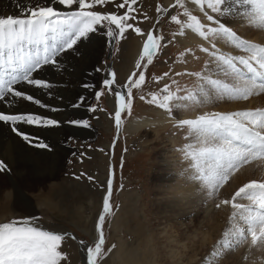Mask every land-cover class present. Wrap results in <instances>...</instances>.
<instances>
[{"label":"snow or ice","instance_id":"obj_1","mask_svg":"<svg viewBox=\"0 0 264 264\" xmlns=\"http://www.w3.org/2000/svg\"><path fill=\"white\" fill-rule=\"evenodd\" d=\"M138 0H36L34 6L20 14H0V104L8 103V108H0V124L20 137L24 142L41 149L49 145L39 138L25 133L20 125L37 127H58L60 121L35 113L20 112L12 107L18 102H32L40 107H48L40 99L27 94L22 85L37 89L52 90L54 85L48 79L38 78L45 68L62 74L66 69L61 59L67 51H77L76 45L90 34L103 32L108 42L115 45L125 38L127 31L145 37L142 52L135 63V71L127 76L126 82H117V73L109 71L100 82L102 87L93 91L97 102L107 93L113 97L114 122L119 131L123 121L122 114H130L135 93H141L146 84L145 72L153 64L154 57L173 41H165L164 35L155 29L147 32L136 26L137 11L134 5ZM203 13L202 20L187 6L188 0H174L168 7L156 6L160 22L161 14L170 18L178 26V32L185 36L186 30L208 42L210 47H200L209 56L201 71L175 72L176 77H195L192 86L182 87L170 69L160 76H153L156 82L171 79L164 83L157 92L146 97L139 95L141 101L154 105L167 112L169 116H179L184 110H195L206 105L210 100H248L253 95L264 93V45L242 38L229 26V21L241 20L246 26L264 30V0H190ZM76 10L60 11L54 5ZM113 4L115 11L94 10L96 6ZM124 9L122 14L119 10ZM171 10H175L172 14ZM211 13V14H210ZM144 19L148 17L145 14ZM241 50L243 55H233L217 47V42ZM189 48L180 53L177 61L184 63V57L191 54ZM103 71V68L95 69ZM173 85L175 88L173 89ZM84 88L96 86L84 83ZM135 90V93H134ZM87 102L86 97H79L80 107ZM50 111L59 109L50 108ZM90 105L89 111H96ZM65 123L89 127L86 119H70ZM175 126L187 128L186 138L189 143L180 151L184 159L190 161L192 171L190 179L198 182L209 197L218 195L220 189L243 166L255 160H264V108L237 110L230 112H205L195 118L176 119ZM103 151V149H101ZM8 163L0 158V173L10 172ZM114 169H110L106 180V194L102 198V211L95 224L98 237L92 244L80 240L84 252V264H100L108 253L115 248L113 244L105 251V233L103 226L106 216L113 214L110 199L113 192ZM79 178V177H78ZM90 181L93 177H87ZM238 198L249 203H239ZM231 205L229 227L214 246L212 256L219 258L226 251L232 250L251 238V244H264V180H251L232 195L217 203ZM38 217L27 216L0 222V264H61L66 254L61 250L63 241L69 234L43 228ZM71 239H76L74 236Z\"/></svg>","mask_w":264,"mask_h":264},{"label":"rangeland","instance_id":"obj_2","mask_svg":"<svg viewBox=\"0 0 264 264\" xmlns=\"http://www.w3.org/2000/svg\"><path fill=\"white\" fill-rule=\"evenodd\" d=\"M12 2L16 3V1ZM117 2H122V0H117ZM41 3H43V1H41ZM172 3H174V0H138L137 5H134L137 9L134 13L137 17L136 26L141 27L142 31L147 32L149 30H154L153 26L155 25V29L159 30V32L164 35L165 43L167 41L173 42L167 44V46L159 52L157 57H154L153 64L149 65L145 72L146 84L143 87V91L141 93H135L134 90L135 98L133 100L131 112L130 114H122L123 123L119 131L115 126L113 115H110L114 114V109L112 108L114 104L111 106L109 103L110 100L112 102L113 97L110 96L111 98H109V95L105 93L100 101L97 102L93 96V91L99 90V88L102 87L100 82L109 71H115L117 73V82L119 84L126 82L127 76L130 75L132 71L136 70L134 65L142 52L143 40L145 37L137 35L134 31L129 30L126 32L124 39L119 40L118 43L113 45L108 42L103 32L97 31L95 34L98 33L102 36V41L100 43L102 45L100 50L98 49L99 54L95 55V62L91 67V72H93L90 76L91 78L89 77L85 82L95 85L96 88H83L82 85L84 83H82L80 88L84 91L80 92V95L78 94L77 97H72L73 99L70 97V101L64 99V97L62 98V96L59 99L56 98L57 102L64 100L65 102H68L67 105L69 106L68 108L62 107L59 109L60 113H58V115H55L53 113L54 111L49 110L52 107L59 108V105H54L55 98L53 94L49 93L50 95H47L46 92H44L46 96H48L46 99L35 96L34 98H38L43 104L48 105V107L42 108L43 113H41V115L57 119L60 121V125L58 127H52L53 129H44L45 127L37 126H30L33 128L31 130L26 129V133L30 136L40 138V140L47 143L49 149L34 147L23 141V145L28 148L27 152L29 153L26 152V159L22 160L21 157L16 161V164L13 161L10 164L8 163L11 171L0 174L1 187L7 182L12 183L13 178L19 179L21 174L23 176L27 173L25 176L26 178H23L20 181L24 186V189H27V193L30 195L31 200L35 205L33 207L35 210L25 209L24 207L18 206L16 199L12 197L9 199L8 204L5 203L3 207H0V222H8L13 218L34 216L38 217V223L48 230L56 229L68 233L69 238L61 244V250L66 254L67 259L61 261V264H84L82 257L80 258L78 253L80 246L76 243H79L80 240H84L89 244H92L94 239L98 237V233L94 228L98 221L99 213L102 211V200L100 201V205L98 203L96 204V200L101 193L102 198L105 195L106 180L109 176L110 169H114L115 171L113 192L110 199L113 214L106 216L105 224L103 226L106 238L104 248L105 251H107V249L113 244L115 245V248L107 254L100 264H108L112 259L116 260V250L118 245L124 247L122 248L123 253L125 251H127V253L130 251L136 252L138 256L141 257V264L146 263L147 255L145 254V251H148V255L152 254L153 261L150 264L153 262V264H264V244L258 242L257 245H252L250 236L246 242L232 250L226 251L219 258H214L212 256L214 246L217 244V241L222 238L223 232L230 226L228 218L233 211L231 205H221L217 208V203L224 198L231 199L232 195H234L244 183H248L254 179L264 180V172L261 173L258 171V163L254 164L257 161H262L259 166L263 167L264 160L252 161L243 165L236 172L239 173V171L253 165L250 173L247 174V176L250 175L249 179H243L242 181L236 180V178H234L236 173L230 178L229 182L231 183V181H233V184L237 187L236 189L235 187L232 188L229 192L230 195H228L227 191L225 194H221L219 191L218 195L209 198L206 191L201 189L200 184L190 179L192 171L189 172V174L185 173V164H189L186 163L187 160L184 159V155L180 149L183 145L190 142V140L186 138L188 131L187 128L179 129L175 126V123L169 124L167 127L163 128L160 124H148L135 133H129L126 131V128L130 125L129 120H133L134 115H145L147 113L148 115H153L152 108H156L154 105L141 101L139 99L140 94L148 97L149 93L157 92L163 87L164 83H171V79H176L182 87L190 88L196 79L195 77L187 75L176 77L174 73L185 70L189 72L201 71L204 67L205 61L209 59V56L200 50L201 46L210 47L208 43L205 44L202 42L196 45L194 44V46L191 44L183 46L181 44L183 41L178 39L179 35H177L175 39L173 38V33L178 32V26L171 23L169 17L161 14L159 24L156 23L158 19L156 6L160 5L162 7H168V5ZM32 6L30 4V7ZM53 6L60 11L76 10V6L69 8L67 6H61L58 3H54ZM11 7L12 5L9 6L7 4L6 7H4V10H0V14L5 16L11 14ZM94 10L115 11L116 9L114 8V5L110 3L103 7L96 6ZM190 10L202 20L204 19L203 14L199 11L193 9ZM123 11L125 10L121 9L119 10V13L122 14ZM170 11L172 14H175V10L170 9ZM145 14L148 17L147 20L144 19ZM229 26H231L242 38L264 45V41L254 39V37L257 38V35H261V29L246 26L239 19L229 21ZM79 43L76 45V49L78 50L75 51L76 53L69 50L73 54L74 59H79L78 57L81 56L79 53ZM89 44L91 43H88V45ZM138 46L140 47V52L136 56L134 53L138 49ZM217 47L222 51L230 52L233 55L244 54L241 50H237L225 43L217 42ZM189 48L193 49V52L183 58L185 61L184 63L178 62L177 57L180 53L185 52ZM69 54L70 53H67L65 56L63 54L64 58ZM134 56L136 57L134 58ZM80 63L81 62L76 63L78 68H74V64V67L71 65L70 68L66 69L68 65H65L64 67L66 70L60 74V77L64 78L66 81L70 76L69 79L76 84L80 83L85 66ZM98 68H103V71H95V69ZM170 69L173 72L171 79L166 78L164 81L160 82H156L152 79L154 75L160 76ZM74 73H79V76H72L71 74ZM59 86L66 87V84L61 81ZM174 88L175 85H173V89ZM81 96L87 98L85 104L80 107L70 106V104L79 103V97ZM64 101L62 102L65 103ZM234 102L244 105L243 107L223 110V108H227L224 106H230ZM208 103L195 110H184L182 113L200 112L203 108H210L208 111L207 109L205 110L210 113L215 107H220L217 110L218 112L264 108V93L253 95L248 100L236 101L214 99L210 100V103ZM247 103L252 104L254 107H247ZM90 105L95 106L97 110L94 112L89 111ZM149 110H151V113L148 112ZM70 119H86L89 121L90 127H80L65 123V121ZM164 124L161 123V125ZM35 128L41 129L37 132L35 131ZM61 130L74 132L65 140L67 154L63 157L62 168L53 170L54 178L50 176H42L39 178L41 182L37 183V181L33 180L31 177L34 174V171H37L36 163L39 160L43 163V158L52 160L54 153L61 151L58 141L56 142L55 140L57 131L61 133ZM168 137H170L169 140ZM172 137L175 139L174 144H170ZM168 148H170V150ZM101 149H103V151H101ZM171 150L173 152H171ZM18 152H15L16 156H20V153ZM162 154L163 156H167V160L170 161L166 162L168 165L163 166L164 169L160 166V163H164L160 162ZM41 168L44 170L42 166ZM182 171L185 174H183ZM165 174L169 177L171 176L173 179L178 177L179 182H174L180 183L181 186H183V184L185 186L187 184L192 186L193 184V188L197 192L191 194L189 199L185 198L188 200L186 203L185 199H183V191L177 195L174 192L173 181L164 180L163 175ZM88 176L93 177V180L90 181L87 178ZM185 180L188 182L186 183ZM58 182L60 185H58ZM169 182H171V188L168 185ZM31 183L35 185L33 189L31 188ZM40 183L44 184L45 189L39 196L34 195L35 193L33 192L37 191L36 189H38ZM228 183L220 190L228 189ZM188 185L186 186V189L189 188ZM220 194L224 197H221ZM169 195H171V198H168ZM170 199L171 203H169ZM175 202L177 203V207L181 208V211L184 209V211L177 216L178 219L171 218L166 222L162 211H171V204ZM237 202L243 204L249 203L246 199L240 198H238ZM208 206L209 208H207ZM215 211L220 217H223L226 214V225L224 224L222 230H219L221 232L218 231V233H215L211 227V223H213L211 215H213ZM164 215L168 218L170 213H165ZM91 216H93V218ZM90 218L92 226L94 225V228H92V237L90 233H88V229H86L87 221H89ZM84 219H86V221ZM170 224L171 227L174 225L175 229L174 227L170 228ZM186 225H188L189 229L184 228ZM163 228H166L167 235L163 232ZM170 233L173 238L178 237V235L180 236L177 239V244L173 242V238H171V244L168 242L169 239L167 236ZM209 234L214 237L210 236V238L207 239ZM72 236L76 239H71ZM259 244L261 245V250L259 249V251L253 252L255 248H259ZM184 245L186 247H183ZM125 247L127 250H124ZM173 249L176 250L175 256L173 255ZM194 256L195 259L193 258ZM119 260L114 264H119Z\"/></svg>","mask_w":264,"mask_h":264},{"label":"bare ground","instance_id":"obj_3","mask_svg":"<svg viewBox=\"0 0 264 264\" xmlns=\"http://www.w3.org/2000/svg\"><path fill=\"white\" fill-rule=\"evenodd\" d=\"M12 1H16V3H13ZM43 1V0H41ZM36 2V0H0V10L3 9L4 10V7H6V5L8 4L9 6L12 5V7L10 8V13L11 14H20L21 12H26V9L30 7V4L31 6L34 5ZM187 6L189 7V9H193V10H197L200 12L199 8L192 4L190 2V0H188V3H187ZM6 9V8H5ZM2 11V10H1ZM2 13V12H1ZM201 13V12H200ZM203 14V13H202ZM261 35H257L254 39H257L258 41L261 40V41H264V30L260 31ZM248 37V36H247ZM179 40H182L183 43H181L183 46H186L187 44L188 45H193L194 44H198V43H205L207 44L208 42L204 41L202 38L198 37L197 35L191 33L189 30H186L185 32V36H179L178 38ZM102 41V36H100L98 33L95 34V33H92L89 35L88 38L86 39H83V41L81 40L80 41V45H79V53L81 54L78 55L80 57H78L79 59L73 57V54L71 53V51H67L65 55H67V53H70L68 56H66V58H64V56H62L61 58H63V62H64V66L65 65H68V67H66V69L70 68L71 65L73 66L75 64V67L74 68H78V65L76 63L78 62H81L84 66V70H83V76L81 77V82L80 83H75L74 81H72L69 76V78L65 81L64 78H61L60 77V73H57L55 72V70H51L50 68H45L44 71H41L39 72L38 74V78H47L50 82L53 83L54 87L53 89L50 91L48 89H44V90H41V89H37V88H33L31 86H26V85H22L21 87L22 88H25L27 90V94H32L34 97L37 96L38 98H48L47 95H50L49 93L53 94L54 95V98H55V104L54 105H59V108L56 107V109H61L62 107H66L68 108L69 106L67 105L68 102H65L63 103L62 101L60 102H57L56 101V98H62L64 97V99L69 100V98L71 97H77V95L84 91L82 88H80V85H82V83H85L87 81V79L92 75L93 72H91V67L93 65V63L95 62V55L96 54H99L98 53V49L100 50V47L102 44H100ZM219 43H224L222 41H218ZM88 43H91L88 45ZM103 43V42H102ZM219 45V44H218ZM223 45V44H222ZM76 47V46H75ZM81 47V48H80ZM78 51V50H77ZM140 52V47L138 46V49L136 50V52L134 53V55H138ZM76 53V52H75ZM75 55V54H74ZM134 56V58L136 57ZM134 61V59H133ZM133 61H132V65H133ZM80 63V64H81ZM131 65V67H132ZM80 66V65H79ZM75 70V69H74ZM76 71V70H75ZM68 74V73H67ZM79 74V73H78ZM76 73L74 74H71L72 76L74 75H78ZM65 75V73H64ZM79 76V75H78ZM91 78V77H90ZM75 79V78H74ZM61 81L63 83L66 84V87H63V86H59L61 84ZM77 82V80H76ZM84 88V87H83ZM89 89V88H88ZM46 92V94L44 93ZM80 95V94H79ZM50 98V97H49ZM53 98V97H52ZM53 98V100H54ZM109 98H111L109 96ZM73 99V98H72ZM52 100V99H51ZM43 101V100H42ZM73 102V101H72ZM49 103V102H48ZM110 105L112 106L113 104V99H112V102L111 100L109 101ZM210 103V101H209ZM208 103V104H209ZM32 106H31V105ZM51 104V103H50ZM214 104V103H213ZM207 105V104H206ZM211 105V104H210ZM244 104H239V103H232V105L230 106H224V107H227V108H223V110H227L228 108H238V107H243ZM71 106V104H70ZM212 106V105H211ZM9 105L7 102L3 103V104H0V108H8ZM12 107H15L17 108L20 112H24V113H35V114H40L43 113L42 112V107L38 106V105H35L33 104L32 102H18L17 104L13 105ZM208 107V106H207ZM210 107V106H209ZM247 107H254L252 106V104L250 103H247ZM44 108V107H43ZM52 108H55V107H52ZM114 109V106L112 107ZM220 107H215L212 109L211 112H218L217 110L219 109ZM222 108V106H221ZM64 109V108H63ZM73 109V108H72ZM207 111L210 109L206 108ZM205 108H203L202 110H200V112H185V113H182L181 115L179 116H176L175 114L173 116H169L167 114V112H165L164 110L162 109H159L158 107L156 108H152V112H153V115H148L145 114V115H134L133 117V120H129V124L128 127L126 128V131H128L129 133H135V132H138L140 131V129L143 127V126H146L148 124L150 125H155V124H160V126L163 127H167V125L169 124H174L176 119H180V118H195L197 115H200V114H203L207 111ZM216 109V110H215ZM46 110V109H44ZM68 110V109H67ZM240 110V109H239ZM149 113H151V110L148 111ZM55 115H58V113H60V110L58 111H54L53 112ZM54 117V116H53ZM161 123H165L164 125H161ZM21 129L26 133V129L27 130H31L33 128H31L29 125H26V124H22L20 125ZM90 127V126H89ZM37 132L40 131L39 128H35ZM46 129V127L44 128ZM53 129V128H52ZM90 129V128H89ZM50 130V129H49ZM55 131V130H54ZM62 131V130H61ZM36 132V133H37ZM71 133H74V132H70V131H62L61 133L59 131H57V134H56V137H55V140L56 142L58 141V145L59 147L61 148V151L60 152H55L54 153V156L52 158V160H47L45 158H43V163H41V160H39L36 164V170L37 171H34V174L31 176L33 180H36L37 183L38 182H41V180L39 178H41L42 176H50L52 178H54V174H53V170L56 169H60L62 168L61 165H62V160H63V157L65 154H67V149L65 147V140L68 138V136L71 134ZM92 133V132H91ZM28 134V133H27ZM60 134V135H59ZM89 134V133H88ZM32 137V136H31ZM170 137H168V140H169ZM178 138V137H177ZM40 139V138H39ZM44 139V138H43ZM175 139H171V143H175L174 142ZM52 142V141H51ZM57 144V143H55ZM57 145V146H58ZM64 148V149H63ZM170 150V148H168ZM19 151V152H18ZM28 148H26L24 145H23V140L16 136L15 134H13L12 132L9 131L8 127L3 125V124H0V158L4 159L6 161V163H11L12 161L16 164V161L18 159H20L22 157V160L26 159L25 156L26 154L28 153ZM59 151V150H58ZM15 152H18L20 153V156H16ZM23 152V153H22ZM27 152V153H26ZM171 152H173L171 150ZM166 153V152H165ZM164 153V154H165ZM29 154V153H28ZM50 156V155H48ZM162 158L160 160V162H164V163H160V166L162 169H164L163 166H167L169 160H167V156H163V154L161 155ZM52 157V156H51ZM48 158V157H47ZM169 159V158H168ZM37 160V159H36ZM170 162V161H169ZM186 162V161H184ZM262 162V161H261ZM261 162L257 161L255 162L254 164L258 163L257 165V168H258V171L259 172H264V166H259L261 164ZM35 163V162H34ZM188 164H190V161L187 160ZM185 164V163H184ZM15 166V165H14ZM35 166V165H34ZM41 166L44 168V170L41 168ZM186 167H184L185 169V173L186 174H189V172H191V169L189 168V165H186ZM253 165L251 166H248L246 167L245 169L239 171V173H236V175L234 176V178H236V180H245V179H249L250 178V175L247 176V174L250 173L251 169H252ZM184 171V170H183ZM182 171L183 174H185L184 172ZM21 172V171H20ZM1 174V173H0ZM15 174V173H14ZM18 174V173H17ZM27 174V173H26ZM25 175L22 176V174L20 175V178L19 179H16V178H13V182L9 183H5L3 186L0 187V207H3V205L5 203L8 204L9 202V199H11L12 197L14 199H16V203L18 206H21V207H24L25 209H32V210H35L33 209V207L35 206L30 198V195L27 193V189H24V186L22 185L21 181L23 178H26ZM168 174V173H167ZM167 174L163 175L164 177V180L166 181H173V185H174V192L179 195L182 191H183V194H184V198H187L189 199L191 196V194H194L195 192H197L194 188H193V184L192 186H189L188 184V189H186L187 185L185 186L183 184V186L180 185V183H175L174 181H178V177H175V179H173L171 176L169 177ZM181 174V173H180ZM22 176V177H21ZM28 176V175H27ZM29 178V177H28ZM52 180V179H51ZM55 180V179H54ZM235 180V181H236ZM179 182V181H178ZM182 182V181H181ZM184 182V181H183ZM185 182L187 183L188 181L185 180ZM184 182V183H185ZM185 183V184H186ZM232 183V184H231ZM231 183L229 182L228 186L229 187L228 189H222L220 190V193L221 194H225V192L227 191L228 195H230V191L232 190L233 187H235V185L233 184V181H231ZM237 183V181H236ZM7 184V185H6ZM14 185V186H13ZM58 185H60V183L58 182ZM168 185L170 186L171 188V182L168 183ZM35 185H33V183H31V188L33 189ZM62 186V185H61ZM60 186V187H61ZM38 187V186H37ZM49 187V186H48ZM226 188V187H225ZM237 187H235L236 189ZM44 184H39V187L38 189H36L37 191L33 192L35 193L34 195H37L39 196L40 194H42V192L44 191ZM234 189V190H235ZM233 190V191H234ZM232 191V193H233ZM207 193V192H206ZM102 194V193H101ZM101 194L100 196L98 197V199L96 200V204L98 203L100 205V201L102 200V197H101ZM201 194V192H200ZM220 194V195H221ZM203 195V193H202ZM201 195V196H202ZM227 195V194H226ZM221 197H224L223 195H221ZM168 198H171V195L168 196ZM210 198V197H209ZM185 199L186 203L188 202V200ZM225 199V198H224ZM201 200V198H200ZM171 203V199H170V202ZM38 204H41V203H38ZM59 206V205H58ZM36 208V207H35ZM209 208V206L207 207ZM205 209V208H204ZM181 211V208L177 207V203H172L171 204V211H162L163 213V217L166 219V222L168 221V219H171V218H177V216L179 214L182 213V211H184V209H182ZM199 211V210H198ZM56 212V211H54ZM165 213H170V216H168V218L164 215ZM195 214V213H194ZM218 213H216V211L214 212L212 216V222L211 223V227L213 228L212 230L215 232V233H218L219 230H222L223 228V225L225 224V219H226V214L223 216V217H220L219 214L216 215ZM94 216V215H93ZM93 216H91L93 218ZM195 216V215H194ZM193 216V217H194ZM209 217V216H208ZM214 217V218H213ZM178 219V218H177ZM86 221V219H84ZM228 221V220H227ZM115 225H117L116 223H114ZM226 225V224H225ZM86 226V225H85ZM88 227V228H87ZM175 229V226L173 225L171 227V224H170V228H173ZM92 228H94V225L92 226V222H91V218L89 219V221H87V226H86V229H88V233H90L91 237H92ZM184 228H188V225H186ZM189 229V228H188ZM95 230V228H94ZM171 230V229H170ZM177 230V228H176ZM166 228H163V232L167 235V232H166ZM188 231V230H187ZM221 232V231H219ZM180 234V233H179ZM216 235V234H215ZM174 236V235H173ZM176 236V235H175ZM210 234L209 236H207V239L210 238ZM168 242L171 244V238L172 237V234H168ZM180 236L178 235V237H174L173 238V242L175 244H177V239L179 238ZM211 237H214V236H211ZM148 238V237H147ZM213 240V239H212ZM208 241V240H207ZM210 243V242H209ZM78 246L79 243L77 242L76 243ZM169 244V246H170ZM208 244V242H207ZM76 245V246H77ZM260 245V244H259ZM183 247H186L185 245ZM80 250L78 251L79 253V256L80 258L82 257V261L84 263L85 261V256H84V252L83 250L81 249V246L79 247ZM122 245H118V248L116 250V260L112 259V261L108 262V264H114L116 261L119 260V264H141V257L138 256V254L136 252H133V251H130L127 253V251H125L124 253L122 252ZM170 248V247H169ZM261 248V245L259 246V248H255L253 250V252H256V251H259V249ZM124 250H127L126 247ZM261 250V249H260ZM249 252V251H248ZM250 253V252H249ZM259 253V252H258ZM145 254L147 255L146 257V263L145 264H150L153 259H152V254L148 255V251H145ZM251 254V253H250ZM173 255L175 256L176 255V250L173 249ZM257 255V254H256ZM258 256V255H257ZM170 257H171V249H170ZM259 257V256H258ZM195 259V256L193 257ZM251 258V257H250ZM262 259V258H261ZM260 259V260H261ZM206 260V259H205ZM254 260V259H253ZM263 260V259H262ZM234 261V260H233ZM252 261V260H251ZM264 261V260H263ZM154 263V262H153ZM152 263V264H153ZM177 263V262H176ZM227 263V262H226ZM261 263V262H260Z\"/></svg>","mask_w":264,"mask_h":264},{"label":"water","instance_id":"obj_4","mask_svg":"<svg viewBox=\"0 0 264 264\" xmlns=\"http://www.w3.org/2000/svg\"><path fill=\"white\" fill-rule=\"evenodd\" d=\"M44 228V227H43ZM46 229V228H45Z\"/></svg>","mask_w":264,"mask_h":264}]
</instances>
